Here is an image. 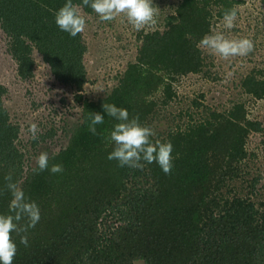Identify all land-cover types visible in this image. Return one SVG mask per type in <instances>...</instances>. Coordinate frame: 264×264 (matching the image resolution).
<instances>
[{"label":"trees","instance_id":"16d2710c","mask_svg":"<svg viewBox=\"0 0 264 264\" xmlns=\"http://www.w3.org/2000/svg\"><path fill=\"white\" fill-rule=\"evenodd\" d=\"M243 2L180 0L161 27L138 32L135 61L110 90L92 98L83 93L89 81L84 34L72 38L55 24L65 0H0V29L19 78H34L39 55L81 104L75 121L36 119L40 133L33 141L29 125L11 116L8 87L0 83V190L11 174L41 213L26 233L28 247L13 233V264H264V173L247 171L248 139L264 130L262 122L249 118L240 101L220 110L193 99L172 109L176 83L206 67L198 42L212 33L215 18L222 20L226 9L238 13ZM82 12L96 15L88 7ZM261 74L253 70L240 82L256 100L264 99ZM104 103L138 115L155 130L153 143H172L171 174L156 163L141 171L107 159L114 145L106 138L118 121L104 113ZM91 113L104 115L98 135L88 131ZM59 125L67 143L52 151L47 143ZM41 147L49 150V167L62 164V173L33 172L31 157L45 152ZM11 198L0 194V213H8Z\"/></svg>","mask_w":264,"mask_h":264},{"label":"rangeland","instance_id":"374dc122","mask_svg":"<svg viewBox=\"0 0 264 264\" xmlns=\"http://www.w3.org/2000/svg\"><path fill=\"white\" fill-rule=\"evenodd\" d=\"M179 1L152 0L158 8L157 22L144 30L161 27ZM237 9L236 27L225 29L222 20L215 18L212 33L220 31L231 39L249 38L254 42V51L248 56L225 61L203 49L206 67L201 73L181 77L176 83L178 96L172 109L187 107L193 99H199L204 105L220 110L229 109L234 102L240 101L246 104L249 118L261 121L264 127V99H254L240 85L245 75L253 70H261V76L264 77V0H244L237 5ZM82 14L86 18L83 34L88 45L85 63L89 79L83 93L97 98L110 90L117 82V76L125 71L130 62L135 61L140 46L139 31L133 29L122 17L112 22H101L97 15ZM35 57L34 78L20 79L16 61L7 52L6 36L0 29V83L8 87L4 101L11 116L19 120L23 127L36 122L40 117H55L56 120L72 117L73 121L77 120L81 110V104L75 100L77 92L59 84L42 58L39 55ZM58 128L60 131L57 136L47 143L52 151L67 143V139L61 136L60 125ZM247 148L250 153L247 171H253L255 175L263 174L264 130L251 133ZM39 151L45 149L41 147ZM28 154H31V149ZM31 162L35 163V158L31 157ZM255 199L260 203L257 196ZM261 211L264 216V207Z\"/></svg>","mask_w":264,"mask_h":264},{"label":"clouds","instance_id":"9594fccd","mask_svg":"<svg viewBox=\"0 0 264 264\" xmlns=\"http://www.w3.org/2000/svg\"><path fill=\"white\" fill-rule=\"evenodd\" d=\"M84 7L91 8L101 22H112L122 17L136 31L154 26L158 16V8L153 5L152 0H81L80 4L73 3V0H65L55 12V24L59 30L68 33L72 38L82 34L86 29V18L82 14ZM237 18L236 8L226 9L222 17L223 27L233 29L236 27ZM197 47L228 61L233 57L251 54L254 51V42L249 38L231 39L223 32L217 31L205 34ZM102 107L107 116L118 121L106 138L114 145L107 157L108 160L117 161L119 167L141 171L146 164L156 163L164 174H171L174 157L170 141L153 143L151 138L156 135L155 130L142 125L138 115L130 118L127 109L115 104L104 103ZM88 119L90 121L88 131L98 135L96 126L104 123V115L91 113ZM27 131L33 141L39 140L40 129L36 123H30ZM35 163L36 167L33 169L35 173L48 170L52 174H58L64 171L62 164H52L49 167L47 152H41L35 158ZM4 180L6 183L0 194L6 191L12 198L8 204V213H0V264H13L18 251L13 233L20 236V244L28 247L26 233L39 223L41 213L39 206L26 197L19 183L13 181L11 174L6 175Z\"/></svg>","mask_w":264,"mask_h":264}]
</instances>
